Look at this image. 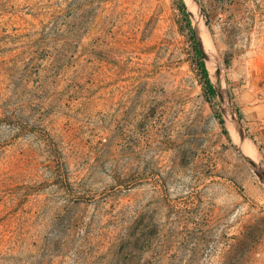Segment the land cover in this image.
<instances>
[{"label": "rangeland", "instance_id": "374dc122", "mask_svg": "<svg viewBox=\"0 0 264 264\" xmlns=\"http://www.w3.org/2000/svg\"><path fill=\"white\" fill-rule=\"evenodd\" d=\"M182 2L215 96L179 0H0V264H264V0Z\"/></svg>", "mask_w": 264, "mask_h": 264}, {"label": "trees", "instance_id": "16d2710c", "mask_svg": "<svg viewBox=\"0 0 264 264\" xmlns=\"http://www.w3.org/2000/svg\"><path fill=\"white\" fill-rule=\"evenodd\" d=\"M179 1H180V8H181V11L183 13L184 20H185L186 28H187V31H188L190 37H191L192 43H193V49H194V53H195V57H196V63H197V66L200 70V73H201V76L203 79V88H204L206 93L209 92L211 96H215V88H214V86H213V84L209 78L207 67H206V64L204 62V54H203L201 48L199 47V44H198V41H197V38L195 35V30L193 29L190 18L188 16V13L186 12L185 4L182 2V0H179ZM201 11L203 12V10H201ZM218 117H219V123L222 126H224L223 119L220 117V115ZM223 132L225 134L227 133V131L224 129H223Z\"/></svg>", "mask_w": 264, "mask_h": 264}, {"label": "bare ground", "instance_id": "6f19581e", "mask_svg": "<svg viewBox=\"0 0 264 264\" xmlns=\"http://www.w3.org/2000/svg\"><path fill=\"white\" fill-rule=\"evenodd\" d=\"M194 13V12H193ZM195 19V24L198 26V22L196 21L197 20V17L194 18ZM198 34L201 35L202 34V31L200 28H198Z\"/></svg>", "mask_w": 264, "mask_h": 264}]
</instances>
